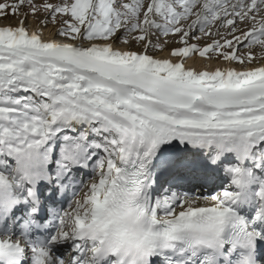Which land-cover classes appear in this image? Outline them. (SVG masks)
<instances>
[{
  "label": "snow or ice",
  "instance_id": "snow-or-ice-1",
  "mask_svg": "<svg viewBox=\"0 0 264 264\" xmlns=\"http://www.w3.org/2000/svg\"><path fill=\"white\" fill-rule=\"evenodd\" d=\"M9 18L0 264H264V0H0Z\"/></svg>",
  "mask_w": 264,
  "mask_h": 264
},
{
  "label": "rangeland",
  "instance_id": "rangeland-1",
  "mask_svg": "<svg viewBox=\"0 0 264 264\" xmlns=\"http://www.w3.org/2000/svg\"><path fill=\"white\" fill-rule=\"evenodd\" d=\"M7 23H12V24H14V23H15V20H13V19H11V18H9V19H7V20H0V24H7ZM29 23H31V21H30ZM85 179H86V182H87V178H85Z\"/></svg>",
  "mask_w": 264,
  "mask_h": 264
},
{
  "label": "bare ground",
  "instance_id": "bare-ground-1",
  "mask_svg": "<svg viewBox=\"0 0 264 264\" xmlns=\"http://www.w3.org/2000/svg\"><path fill=\"white\" fill-rule=\"evenodd\" d=\"M49 36V33L46 31L45 32V37L47 38ZM189 64H192L191 61H189ZM196 66L199 67V62L196 63Z\"/></svg>",
  "mask_w": 264,
  "mask_h": 264
}]
</instances>
